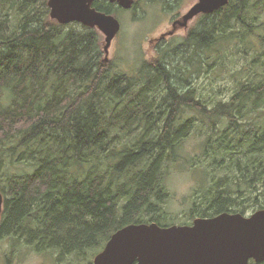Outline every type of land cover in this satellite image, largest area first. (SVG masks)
<instances>
[{
  "label": "trees",
  "instance_id": "1",
  "mask_svg": "<svg viewBox=\"0 0 264 264\" xmlns=\"http://www.w3.org/2000/svg\"><path fill=\"white\" fill-rule=\"evenodd\" d=\"M93 7L110 15L121 9L109 0ZM202 16L178 47L158 46L137 79L105 60L97 29L51 20L48 0H0V239L95 257L130 224L168 227L169 217L159 214L171 199L163 169L178 161L194 128L195 119L179 118L186 112L213 129L202 151L211 148L209 160L225 177L215 184L217 174L206 171L215 185L192 197L182 225L264 209V123L253 118L264 106V80L240 83L229 102L212 105L196 89L176 86L169 69L180 65L187 80L193 73L182 63L189 58L199 73L206 50L222 53L235 41L237 24L263 42L264 29L256 30L264 24L249 22L264 16V0H231ZM159 82L165 94L158 101ZM125 137L136 141L119 150L115 143ZM6 164L22 167L7 176Z\"/></svg>",
  "mask_w": 264,
  "mask_h": 264
},
{
  "label": "rangeland",
  "instance_id": "2",
  "mask_svg": "<svg viewBox=\"0 0 264 264\" xmlns=\"http://www.w3.org/2000/svg\"><path fill=\"white\" fill-rule=\"evenodd\" d=\"M258 1L260 0H250V6ZM197 3L198 0H141L137 8L132 10L118 9L114 16L121 23L122 28L112 42L108 59L116 64L117 70L121 69L123 73L127 72V75L134 74L135 78L144 79V75L140 73L143 63L158 56V46L175 49L184 41L187 33L202 21V15L185 19ZM176 21H179V25H174ZM249 23L260 26L264 24V16L259 17V22L255 23L252 20ZM261 29H264V26L256 32ZM231 33L236 37L235 41L223 47L222 53H218L215 47L205 51L203 54L205 63L199 73L194 72L199 65L190 63L189 58L183 61L182 64L188 66L193 73V76L187 77V80L177 69L181 68L180 65L170 66L169 69L174 73L172 76L174 84L182 88V91L196 89L197 99H204L215 105L229 102L240 83L248 81H252L253 84L261 83L264 80V30L261 31L263 42L256 36L246 35L247 29L241 24H237ZM243 34L246 38L241 40ZM253 37L257 43L253 41ZM104 41L105 38L101 34L103 51ZM226 42L224 41L223 44ZM168 53L174 55L173 52L167 51ZM169 60H171L170 56H168ZM189 81L192 83L189 84ZM158 84L159 101L165 94V89L161 86V82ZM258 112L264 113V106ZM258 112L253 114V118L257 120L255 126L264 123V116L260 117ZM179 118L182 123L190 118L195 119V122L190 136L184 139L178 161L171 164L164 163L163 173L166 178L164 184L171 199L159 214L163 213L169 217L168 222L164 224L168 227L187 223L185 221L189 220L188 210L192 197L204 193L211 185L223 183L225 177L224 171H216L213 167L215 161L209 160L212 157L211 148L208 152L202 151V146L213 133L210 125L193 112H186ZM248 121L249 119L246 122ZM222 129L223 126L218 125V130ZM135 141L136 137L120 138L115 146L122 150L126 146L133 145ZM4 167L5 175L14 176L22 166L13 167L6 164ZM206 171L209 175L217 174L215 184L207 178ZM90 255V251L84 255H63L56 249L38 250L37 247L30 246L23 240L0 239V264H91L95 257Z\"/></svg>",
  "mask_w": 264,
  "mask_h": 264
},
{
  "label": "water",
  "instance_id": "3",
  "mask_svg": "<svg viewBox=\"0 0 264 264\" xmlns=\"http://www.w3.org/2000/svg\"><path fill=\"white\" fill-rule=\"evenodd\" d=\"M100 0H48L50 17L61 25L78 23L97 29L105 38L108 60L121 23L97 11ZM129 10L136 0H109ZM231 0H198L185 19L212 14ZM4 196L0 191V221ZM256 264L264 262V209L251 216L222 213L197 218L192 225L160 227L156 223L130 224L114 233L92 264Z\"/></svg>",
  "mask_w": 264,
  "mask_h": 264
},
{
  "label": "flooded vegetation",
  "instance_id": "4",
  "mask_svg": "<svg viewBox=\"0 0 264 264\" xmlns=\"http://www.w3.org/2000/svg\"><path fill=\"white\" fill-rule=\"evenodd\" d=\"M141 1V0H140ZM140 1H138V2H136L135 3V5H138L139 3H140ZM144 1V0H143ZM135 8H137V7H135ZM175 24H178L179 25V21H176L175 23H174V25ZM164 39H166V38H164ZM164 39H162V40H164ZM158 57V56H157ZM157 57H154L153 59H155V58H157ZM153 59H151V60H149V61H152ZM148 62V61H147Z\"/></svg>",
  "mask_w": 264,
  "mask_h": 264
}]
</instances>
